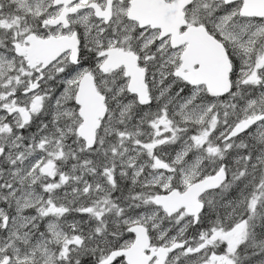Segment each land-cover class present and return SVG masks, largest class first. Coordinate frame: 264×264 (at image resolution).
<instances>
[{"label": "snow or ice", "instance_id": "1", "mask_svg": "<svg viewBox=\"0 0 264 264\" xmlns=\"http://www.w3.org/2000/svg\"><path fill=\"white\" fill-rule=\"evenodd\" d=\"M0 264H264V0H0Z\"/></svg>", "mask_w": 264, "mask_h": 264}]
</instances>
